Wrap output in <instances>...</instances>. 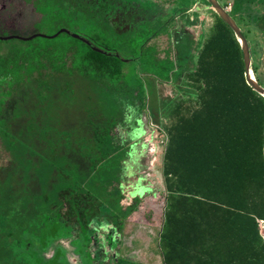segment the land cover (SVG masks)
Segmentation results:
<instances>
[{
  "label": "rangeland",
  "instance_id": "1",
  "mask_svg": "<svg viewBox=\"0 0 264 264\" xmlns=\"http://www.w3.org/2000/svg\"><path fill=\"white\" fill-rule=\"evenodd\" d=\"M25 1L33 5L32 17L22 16L20 27L15 22L12 35L35 38L0 41V264H46L60 250L68 264H84L80 234L69 231L48 249L39 238L51 237L46 227L54 218L62 223L56 215L59 191L68 185L64 175L82 172L96 132L104 137V144L99 140L100 152L105 144L113 145L116 166L105 159L101 167L89 168L87 176L85 172L74 176L97 192L109 191L115 177L126 195L123 205L129 206L137 196L141 202L117 235L116 248L109 245V232L102 230L108 211L98 217L102 224L93 227V237L100 241L96 251L91 250L94 264H105L106 253L130 264H162L158 246L166 195L162 125L168 122L160 107L182 94L172 83L180 71L194 66L215 23V8L208 0ZM187 1L190 5L185 9ZM218 2L231 12L234 0ZM243 11L248 25L256 28L264 2L248 0ZM258 31L253 45L264 77V37ZM75 36L93 40L131 62L126 66L136 68L131 82L143 90L146 110L157 114V119L141 111L133 87L92 82L71 71L77 58L73 47L81 49ZM147 54H157L159 59L150 61ZM174 62L178 72L169 73ZM89 154L99 161L97 154ZM125 156L130 169L123 178Z\"/></svg>",
  "mask_w": 264,
  "mask_h": 264
},
{
  "label": "trees",
  "instance_id": "2",
  "mask_svg": "<svg viewBox=\"0 0 264 264\" xmlns=\"http://www.w3.org/2000/svg\"><path fill=\"white\" fill-rule=\"evenodd\" d=\"M246 1L234 0L229 15L249 43L251 68L257 83L264 88L257 46L253 45L258 30L264 37V14L258 16L256 28H251L242 14ZM263 2L259 0L260 4ZM189 5L187 1L185 9ZM215 16L194 66L186 67L173 79L172 84L182 94L160 107L168 122L162 125L166 135V195L158 243L162 264H264V234L259 223L264 222V97L248 83L244 52L235 32L219 15ZM75 39L81 49L73 47L77 58L71 63L72 72L96 83L133 87L136 97H140L141 111L151 114V110H146L143 90H137L131 82L136 69L132 65L126 68L131 62L93 40ZM145 56L150 61L159 59L157 54ZM174 63L169 73L173 69L178 72L177 62ZM151 115L152 120L157 119V114ZM99 135H91L90 144V154H97L99 161L88 157V152L84 159L81 157L79 173L85 172L84 177L89 168L101 167L105 159L114 161L116 166L113 145L105 144L108 150L104 145V152L99 151L103 149L99 140L104 144V137ZM128 157L123 158V178L129 175ZM74 175H64L68 185L59 191L56 216L60 215L62 223L54 218L55 222L46 227V234L51 237L43 235L39 240L48 249L56 240L68 236L69 231L80 234L84 264H94L97 261L91 252L96 251L95 244L100 241L98 236L93 237V227L102 224L98 217L108 211L107 226L101 228L109 232V245L116 248V237L137 210L141 198L137 196L125 206L126 195L116 185L115 177L108 184L109 191L97 192L92 184ZM63 253L60 250L46 264H68ZM109 258L106 253L105 264H130L122 257Z\"/></svg>",
  "mask_w": 264,
  "mask_h": 264
},
{
  "label": "flooded vegetation",
  "instance_id": "3",
  "mask_svg": "<svg viewBox=\"0 0 264 264\" xmlns=\"http://www.w3.org/2000/svg\"><path fill=\"white\" fill-rule=\"evenodd\" d=\"M34 8L33 5L29 4L25 0H0V31H6L9 35H1L0 41H6L10 39H6L7 37L14 36L12 35L13 29L15 26V22L22 23L24 16H31L33 14ZM22 26L20 24L18 27ZM11 53H8L5 59L10 57Z\"/></svg>",
  "mask_w": 264,
  "mask_h": 264
},
{
  "label": "water",
  "instance_id": "4",
  "mask_svg": "<svg viewBox=\"0 0 264 264\" xmlns=\"http://www.w3.org/2000/svg\"><path fill=\"white\" fill-rule=\"evenodd\" d=\"M208 2L215 8L216 13L233 29L235 32L237 38L240 41V44L242 46L243 52H244V58H245V65H246V72H247V79L249 85H251L255 91H257L259 94H261L264 97V88L260 86L253 74L251 65V55H250V46L246 38L243 36L241 29L238 27L236 22L233 20V18L229 15V13L226 11V9L218 2V0H208ZM76 38H80L79 36H75ZM14 38H20L18 36H10L6 39H14ZM35 37H31L29 39L27 38H20L22 40H32Z\"/></svg>",
  "mask_w": 264,
  "mask_h": 264
},
{
  "label": "built area",
  "instance_id": "5",
  "mask_svg": "<svg viewBox=\"0 0 264 264\" xmlns=\"http://www.w3.org/2000/svg\"><path fill=\"white\" fill-rule=\"evenodd\" d=\"M259 223H260L261 229H264V222L263 221H260Z\"/></svg>",
  "mask_w": 264,
  "mask_h": 264
}]
</instances>
